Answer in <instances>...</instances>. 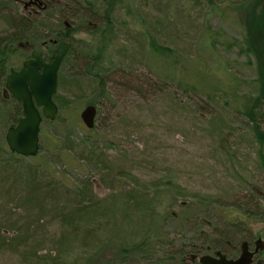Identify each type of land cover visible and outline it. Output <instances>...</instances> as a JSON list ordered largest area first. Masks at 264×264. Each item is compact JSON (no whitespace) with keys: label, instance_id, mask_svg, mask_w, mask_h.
<instances>
[{"label":"rangeland","instance_id":"1","mask_svg":"<svg viewBox=\"0 0 264 264\" xmlns=\"http://www.w3.org/2000/svg\"><path fill=\"white\" fill-rule=\"evenodd\" d=\"M12 1L20 13L40 12L33 5L24 9L27 0ZM117 1L116 44L102 67L107 97L100 100L90 78L82 77L79 91L61 86L58 78L56 96L71 102L65 113L58 112L66 121L42 124L41 158L21 160L40 166L35 176L43 180L41 187L51 180L62 192L56 205L25 204L26 194L13 184V176L22 177L24 171L12 164L19 161L10 156L5 142L8 128L0 123V264H46L43 258L49 254L59 256L61 264H109L110 259H120L134 222L141 225V233L161 232L163 241L174 238L187 247L197 239L195 232L201 236L199 246L213 242L207 236L220 235L231 244L254 234L264 238V144L246 117L248 109L238 110L239 99L249 103L255 95L258 64L246 51L240 53L230 45L262 35L253 33L247 19L243 25L242 15L235 12L234 5L243 0ZM260 2L256 11L264 14V0ZM149 33L175 52L176 64H161L165 75L173 76L172 82L158 81L155 71L160 73V64L150 58L145 40ZM210 36L216 41L212 50ZM74 38L90 41L84 32ZM53 42L49 44L55 47ZM255 44L259 47V42ZM73 50L68 65L83 74L85 61L75 58L78 47ZM10 60L11 66L21 65ZM193 68L204 74L207 84L224 90L234 78V102H226L222 93V99L208 100L191 91L188 82L193 80L180 79L191 76ZM4 91L0 100L8 99ZM91 100L99 103L95 132L87 130L79 117ZM13 105L11 100L12 119L17 108ZM257 123V130L264 132V118ZM10 171L17 175L10 176ZM78 194L84 195L83 201L70 197ZM142 197L151 208L149 214L138 211L145 206L139 205ZM80 203L112 206L105 217L96 214L100 219L95 218L90 228L78 226L79 232L90 229L82 240L70 237L68 222L62 218ZM144 217L150 222L145 232L140 222ZM134 238L131 234L129 243L138 240ZM65 241L70 245L66 247Z\"/></svg>","mask_w":264,"mask_h":264},{"label":"trees","instance_id":"2","mask_svg":"<svg viewBox=\"0 0 264 264\" xmlns=\"http://www.w3.org/2000/svg\"><path fill=\"white\" fill-rule=\"evenodd\" d=\"M29 1V0H27ZM42 3L40 11L38 14L35 13H23L19 12L15 3L12 0H0V22L2 24V28H0V91L5 86V79L10 71V69H17L18 66L10 65L11 60H13L18 64V62L24 61L30 57V53L32 51L41 52L46 60H50L53 53L54 47L49 44V41H66L69 45V52L64 58V61L61 65L59 71L60 85L63 87H68L70 90L75 88L77 91L80 90L79 86L83 78L91 79V87H97L100 94V100L102 98L107 97V91L105 89V75L102 71L103 65L106 63L110 49L116 44V37L114 35L115 32V22L113 21V14L117 7V0H36ZM190 3L193 0H187ZM261 0H243L241 3L234 5L235 12H239L242 15L243 25L247 22H250V28L253 30L255 34L258 35V38L253 40L250 38H245L243 43L239 44L237 42L230 44L233 47H238L240 53L250 54L257 65L258 76L255 79V95L249 98V103L245 101L242 103L241 99L238 102V110L248 109L246 113V117L250 120L253 130L255 132V136L258 139L261 145L264 144V132L258 131V120L261 117V111H264V14L258 13L256 9L261 6ZM11 4V6H10ZM258 15V16H257ZM257 16L256 18H254ZM254 18V19H252ZM244 19V20H243ZM246 29L248 27L245 25ZM80 32H84L88 35L89 40L79 39L80 42L74 40V35ZM208 32V31H207ZM206 32V37L208 34ZM214 36H210L212 41V45H209V49H214L215 40H213ZM148 43V53L150 54V58H154V61L160 64L158 70L156 69V76L158 77V81L163 78L169 82L173 81V76L170 74L165 75V71H162L161 64H165L168 66H172L176 64V56L174 50L167 48L158 43V41L149 33L148 38L145 39ZM259 42V47L255 44ZM91 43V46L89 45ZM239 44V46L237 45ZM229 46V45H228ZM79 49L75 58L77 56H81L85 61V68L83 69V74L74 72L68 63L70 59L74 57V48ZM88 47V48H87ZM154 62V63H155ZM178 62V61H177ZM179 65V63H178ZM166 67H163L165 70ZM182 69V73H186V68ZM191 76L184 75L180 80H185L189 77L193 82L188 86L191 88V91L198 94L201 93L208 100H215L217 98L222 99V95H225L226 102H234V90H236L237 83L234 78L232 80H228L225 86V90L221 89L218 86L207 84V78L204 76L201 71L197 68H193ZM163 74V75H161ZM66 76V77H65ZM83 77V78H82ZM202 81V82H201ZM181 84V81H179ZM187 82V81H186ZM54 101L57 103L61 114L65 113V110L69 108L71 102L66 97L55 96ZM13 107H17L14 111V118L12 119L10 110L8 109L10 105V100L2 98L0 100V123L4 124V128H9L17 124L18 120L22 116V109L19 102L13 100ZM97 105V101H88V104ZM97 107V106H96ZM10 108V107H9ZM60 116V115H59ZM59 116L56 117L55 121L65 122L66 120H62ZM54 121V122H55ZM68 121V120H67ZM11 122V123H10ZM44 121L45 123H54ZM96 127L92 130L95 132ZM56 148V147H55ZM43 149L42 145L40 146V151ZM65 149V148H64ZM84 149V148H83ZM66 150V149H65ZM71 150V149H68ZM5 151V150H3ZM10 156L14 157V160L19 161L13 162V165H17L18 167H22L23 173H20L22 177L13 176V181H17L18 185L24 193L25 196V204L30 205V207H38L41 205L48 203V205H56L58 198L61 197V191L55 187L51 180L48 181V184H52L51 187H41L40 183L43 180L37 181L35 173L38 174V167L33 165H25L22 164V157H18L14 154L10 153ZM91 156L88 155L86 157L88 163L91 162ZM41 156L32 159H40ZM262 161L264 162V157H262ZM37 165H40L37 163ZM56 166V163L54 162ZM264 166V165H263ZM7 173L6 171H3ZM17 175L16 171L11 172V175ZM46 174V172H44ZM43 174V175H44ZM6 181V179H5ZM54 186V187H53ZM55 189V190H54ZM37 194H40V200L37 198ZM72 199L76 198L77 201H83L84 195H74L70 196ZM264 201V190L263 195L261 197ZM142 202L139 204H144L139 212L143 214H149L150 211L149 205L146 203L144 197H142ZM39 202V203H38ZM44 202V203H43ZM94 203H80V205H76L77 207L70 210L68 214H66L63 219L68 222L65 226L67 229L71 230L70 237L74 238L75 236H80L81 240L85 237H88V232H90V226L95 224L96 221H93L95 218L99 220L96 214H102L104 217L106 213L112 212L111 205H105L102 208L94 206ZM53 207V206H52ZM189 210H192V206H187ZM55 212L60 211L54 210ZM62 211V210H61ZM98 212V213H97ZM63 213V211L61 212ZM250 216L247 218L249 219ZM119 221V220H118ZM143 221L144 232L147 229L148 222L145 217L140 222ZM148 222V223H147ZM141 224V223H137ZM97 225V224H96ZM78 226L88 227L84 229L85 231H78ZM140 227V229H138ZM155 227V226H154ZM132 233H127V243L129 245L123 244L120 249V259L112 260L110 259L109 264H124L125 262H141L140 258H142L145 264H186L189 258L198 255L201 250L206 248H213L219 245L218 242H212L209 240L208 244L204 242V245H197L196 242L200 241L201 237L199 234L195 232V236L197 239L192 241V243L187 247L185 243H181L182 240H175L174 238L169 239L166 242L162 240V236L164 235L161 232H157L154 234L141 233V225H137L134 222L131 225ZM112 231V230H111ZM131 234H135L134 240L138 239L136 242L129 243V237ZM67 237V236H66ZM65 237V238H66ZM215 236H207L206 238H214ZM219 237V236H218ZM220 238V237H219ZM202 239V238H201ZM133 240V241H134ZM70 243V242H69ZM67 244L65 241L66 247L70 244ZM92 243V241H91ZM196 244V245H195ZM208 245V246H207ZM158 248V250H156ZM98 252V251H97ZM95 252V255L97 254ZM161 254H160V253ZM46 261V264H61L60 257H51V254L47 255L43 258ZM139 260V261H138ZM107 260L106 262H108ZM75 264V263H73Z\"/></svg>","mask_w":264,"mask_h":264},{"label":"water","instance_id":"3","mask_svg":"<svg viewBox=\"0 0 264 264\" xmlns=\"http://www.w3.org/2000/svg\"><path fill=\"white\" fill-rule=\"evenodd\" d=\"M40 6L30 0L24 5ZM68 52L66 42H60L50 62L46 63L41 53L33 52L31 58L22 64L18 71L11 70L6 78L5 88L13 98L21 103L22 118L14 127L6 131L5 142L11 153L24 158L34 157L39 152V134L43 120L53 121L58 108L53 101L58 87V71ZM39 109L41 111H39ZM80 119L87 129L94 127L96 108L86 106L80 113ZM243 244L241 257L233 264H249L251 258ZM219 259L202 256L200 264H231L219 253Z\"/></svg>","mask_w":264,"mask_h":264},{"label":"flooded vegetation","instance_id":"4","mask_svg":"<svg viewBox=\"0 0 264 264\" xmlns=\"http://www.w3.org/2000/svg\"><path fill=\"white\" fill-rule=\"evenodd\" d=\"M21 66L22 63L20 67ZM3 95H5V97H8V101L13 100V98L6 91L3 92ZM248 237L249 238H241L237 242V244H234L235 242L231 244L228 239H225L223 236L216 235L214 238H212V240L213 242H220L219 245L213 248H206L204 250H201L198 255L189 258L186 264H200L199 259L204 255L210 256L218 260L220 256L217 255V253L223 256L227 262H231V264H233L241 257L243 253V244H246L245 251L250 255L251 258L249 264H264V238L257 234L251 236L249 235ZM222 238L225 240L221 242ZM222 243H224V246L222 245ZM127 263L125 262L124 264Z\"/></svg>","mask_w":264,"mask_h":264},{"label":"bare ground","instance_id":"5","mask_svg":"<svg viewBox=\"0 0 264 264\" xmlns=\"http://www.w3.org/2000/svg\"><path fill=\"white\" fill-rule=\"evenodd\" d=\"M13 184H14V185H17V187L20 188V186L18 185V182H17V181H14ZM14 187H15V186H14ZM8 189L10 190V187H8ZM7 193H8V192H7ZM41 206H42V205H41ZM41 206H40V208H41ZM63 214H64V213H63ZM65 215H66V214H64V216H65Z\"/></svg>","mask_w":264,"mask_h":264}]
</instances>
